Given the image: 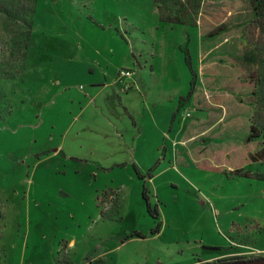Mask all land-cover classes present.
<instances>
[{
  "label": "rangeland",
  "instance_id": "1",
  "mask_svg": "<svg viewBox=\"0 0 264 264\" xmlns=\"http://www.w3.org/2000/svg\"><path fill=\"white\" fill-rule=\"evenodd\" d=\"M31 7L0 0V264H82L93 253L103 264H193L250 249L260 254L247 259L264 257V0H35L30 17ZM194 22L224 38L215 42L224 87L247 105L245 141L261 156L223 176L184 170L179 189L156 192L135 184L132 166H110L125 153L106 121L121 106L114 80L133 69L146 103L143 91L170 85L159 75L172 69L187 98L200 70ZM143 187L157 206L156 235ZM104 194L118 195L116 208ZM135 232L142 237L126 238Z\"/></svg>",
  "mask_w": 264,
  "mask_h": 264
},
{
  "label": "crops",
  "instance_id": "2",
  "mask_svg": "<svg viewBox=\"0 0 264 264\" xmlns=\"http://www.w3.org/2000/svg\"><path fill=\"white\" fill-rule=\"evenodd\" d=\"M194 23L200 30V70L195 74L187 98L184 97L183 90L177 86V83H172L177 80V71L172 69L163 71L159 75L170 76V85L161 80L157 81L156 87L151 85V90L143 91L142 97L146 103L140 98V82L133 69L126 68L132 70V77L128 80L131 88L129 91L123 89L122 83H116L117 81L114 80L119 95L124 94L126 101L134 96L137 102L127 105L124 101L123 104L121 95L113 94V97L117 96L122 111L111 109L112 114L116 116L115 123L113 120L106 121L111 129L110 133L113 134L111 137L115 136L118 139L119 146L125 153L123 158L116 159L110 166L126 170H131L130 166H132L131 178L135 184L139 186L141 183L137 182L144 181V184L153 187L156 192L163 187L179 189L178 187L186 181L182 177L184 170L193 169L208 175L222 176L224 173H236L239 169L248 166L250 155L259 151L257 143L255 145L245 141L249 130L247 127L249 111L245 107L247 105L224 87V81L227 80L224 77L228 76L226 74L228 70L219 62V56L215 53L217 46L215 42L218 38H224L209 34L210 31H202L206 27ZM153 75L154 73L151 72V76ZM215 75L218 76L219 81ZM99 83L91 85H101ZM105 87H110V84L102 85V88ZM132 91L136 94L132 95ZM138 103L141 104V111L136 109ZM111 104L114 106L113 102ZM91 106V102H87L85 108L89 109ZM95 112L98 114V110L95 109ZM187 113L189 116L186 115ZM121 116L128 117L125 121L127 127L124 134L117 133L119 126L116 123H120ZM119 136L122 139H119ZM135 170L140 178L135 174ZM102 197L106 202L116 198L112 209L116 208L118 195L104 194ZM202 199V204L206 203L204 198ZM98 201L100 202V198ZM237 226H231V229L238 230ZM243 244L249 245V243ZM251 251V249L249 253L241 250L223 251L214 257L201 258L193 264H212L231 257L235 258L237 255L248 260L249 258L244 257L246 254L259 253ZM257 257L259 258V255ZM95 262L103 264L97 259L96 253H93L84 258L82 264H95Z\"/></svg>",
  "mask_w": 264,
  "mask_h": 264
},
{
  "label": "trees",
  "instance_id": "3",
  "mask_svg": "<svg viewBox=\"0 0 264 264\" xmlns=\"http://www.w3.org/2000/svg\"><path fill=\"white\" fill-rule=\"evenodd\" d=\"M30 3H32V7L27 9V10H28V16L31 17V14H32V12L34 10L35 0H30ZM23 48H25V45L23 46ZM187 54H188V52H187ZM188 56L189 55H187V57H186L187 60H188ZM255 131H258V130H256L255 128H253L251 130V132L253 134L255 133ZM263 152H264V149L262 151V154H263ZM259 155L260 154H258V153H254V154L250 155L249 158H248V165L253 163V162H256V161L260 160L259 157L261 155L260 156ZM135 174L137 175V177L140 178V175L138 174V172L136 170H135ZM141 197H142V200L145 203V208H146V212H147L148 216L151 219H153L154 221H157V223L155 222L156 223L155 228L150 231V233L152 235H156V234L159 233L160 227H161V223L159 221V214H158L157 206H155V207L151 206V204L149 202V196H148V191H147L146 187H143L142 196ZM134 236L141 237V235L139 233L135 232V233H133L131 235H127L126 238L129 239V238L134 237ZM237 260H244V258H241V257L239 258L238 257V258H231V259L223 260V261H237ZM95 264H98V262H95Z\"/></svg>",
  "mask_w": 264,
  "mask_h": 264
},
{
  "label": "built area",
  "instance_id": "4",
  "mask_svg": "<svg viewBox=\"0 0 264 264\" xmlns=\"http://www.w3.org/2000/svg\"><path fill=\"white\" fill-rule=\"evenodd\" d=\"M132 76V71L130 69H122L118 72L116 81L122 83L123 89H130L129 79Z\"/></svg>",
  "mask_w": 264,
  "mask_h": 264
},
{
  "label": "water",
  "instance_id": "5",
  "mask_svg": "<svg viewBox=\"0 0 264 264\" xmlns=\"http://www.w3.org/2000/svg\"><path fill=\"white\" fill-rule=\"evenodd\" d=\"M212 264H264V257L249 260L220 261Z\"/></svg>",
  "mask_w": 264,
  "mask_h": 264
}]
</instances>
